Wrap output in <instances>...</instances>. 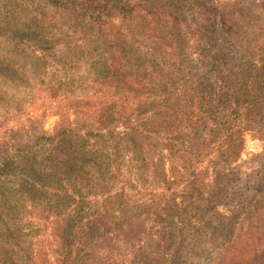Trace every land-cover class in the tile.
<instances>
[{"label": "rangeland", "instance_id": "374dc122", "mask_svg": "<svg viewBox=\"0 0 264 264\" xmlns=\"http://www.w3.org/2000/svg\"><path fill=\"white\" fill-rule=\"evenodd\" d=\"M48 1L19 0L0 6V140L7 145L0 146V153L11 156L12 165L28 170L0 172V234L8 228L18 235L16 240L0 238V243L17 250L16 260L23 264H30L32 249H37L41 264L56 260V255L67 252L68 247L71 264H138L136 261L147 257L157 242L166 264H171L168 260L189 231L188 223L195 213L178 179L182 176L191 181V190L195 178L185 170L181 172L183 164L168 153L160 131L152 135L159 138L142 139L154 146L145 148L150 149L146 159L132 153L129 135L146 124L156 129L148 115L130 119L117 115L112 120L108 116L107 122H102L100 110L107 106L100 97L92 100L94 109H84L83 99L116 91L110 79L99 72L110 64L108 50L96 41L95 25V31L84 29L93 25L88 23V16L72 20L64 7ZM67 1L75 7L81 2ZM211 1L219 11L230 12L239 4V8L254 12L249 39L257 47L255 55L262 56L264 0ZM102 21H112L119 36L111 32V37L126 42L133 52L146 50L147 37L136 26L141 23L137 11L124 22L119 17H103ZM188 52L192 54L190 48ZM241 138L240 154L229 167H215L209 161L192 167L204 170V195L227 185L234 187L238 177L264 173L259 168L261 161L264 164V123L257 130L243 132ZM66 141L70 142L63 146ZM52 150H76L74 153L82 155L99 152L102 156L96 163L79 160L84 178L78 176L51 188L35 173L43 170L42 158ZM147 161L149 168H142ZM156 170L162 173L160 179L154 177ZM223 174L230 182L222 183ZM236 202L218 197L217 210L230 216ZM167 205H175L176 210L164 212ZM136 219L146 221L141 233L128 229ZM65 230H70L68 235L76 233L74 240L70 237V244Z\"/></svg>", "mask_w": 264, "mask_h": 264}, {"label": "trees", "instance_id": "16d2710c", "mask_svg": "<svg viewBox=\"0 0 264 264\" xmlns=\"http://www.w3.org/2000/svg\"><path fill=\"white\" fill-rule=\"evenodd\" d=\"M10 1L19 0H0V6ZM66 2L48 1L53 6L64 7L72 20L88 16V23L93 25L84 29L95 31L93 26L97 27L96 41L102 48L106 47L110 59V64L99 72L110 79V85L116 90L83 99L84 109H94L92 100L100 97L107 106L100 110L102 122H107L108 116L112 120L117 115L127 119L148 115L149 123L156 129L146 124L129 135L132 153L137 158H145V153H150L145 148L154 146L142 139L159 138L152 135L160 131L165 135L163 144L168 153L183 164L181 172L185 170L195 178L191 190V181L186 182L182 176L178 179L195 213L188 223L189 231L168 261L171 264H264V173L238 177L234 187L227 185L206 196L202 193L204 170L192 169L204 161L215 167H229L242 149V133L257 130L264 123V51L260 57L255 55L257 47L249 39L248 31L254 12L239 8V4L230 12L219 11L211 0H81L78 7ZM136 11L143 23L136 26L147 37L148 44L145 51L142 48L133 52L126 42L111 37L116 26L112 21L103 22L102 18L119 17L124 22ZM114 34L119 36L117 32ZM251 85L253 89L249 90ZM4 144L0 140V146ZM74 151L46 153L42 158L43 170L35 173L37 178L48 182L51 188L61 187L65 180L84 178L85 171L82 172L79 160L96 163L102 156L99 152L82 155ZM0 160V172H28L22 166L12 165L13 158L9 155L0 153ZM142 168L148 169L149 162ZM259 168L264 169L263 161ZM154 177L160 179L162 173L156 170ZM222 178V183L230 182L226 180L227 175L223 174ZM218 197L237 200L232 215L219 213ZM175 208L167 205L163 210L167 213ZM145 227L143 219L128 224L131 233L134 230L141 233ZM66 232L70 244L76 233ZM17 237L8 228L0 234L3 239ZM155 245L147 257L136 262L166 264L162 249H158L161 245L157 242ZM70 251L68 247L67 252L56 255V260L41 264H71ZM17 256V250L10 244L0 243V264H23L16 260ZM29 257L30 264H39L37 249H32Z\"/></svg>", "mask_w": 264, "mask_h": 264}]
</instances>
